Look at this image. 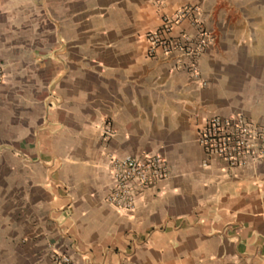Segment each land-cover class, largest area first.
<instances>
[{"label": "crops", "instance_id": "1", "mask_svg": "<svg viewBox=\"0 0 264 264\" xmlns=\"http://www.w3.org/2000/svg\"><path fill=\"white\" fill-rule=\"evenodd\" d=\"M184 6L205 50L149 54ZM0 74V264H264V0H0ZM236 114L263 156L228 168L196 136ZM150 155L166 178L108 205L110 160Z\"/></svg>", "mask_w": 264, "mask_h": 264}, {"label": "built area", "instance_id": "2", "mask_svg": "<svg viewBox=\"0 0 264 264\" xmlns=\"http://www.w3.org/2000/svg\"><path fill=\"white\" fill-rule=\"evenodd\" d=\"M183 21L188 23L192 32H179L174 36L173 29ZM145 41L149 54L176 51L193 60L205 50L209 36L203 29L197 9L184 6L168 16L163 15L158 29L146 33ZM190 68L195 71L193 64ZM1 79L0 74V83ZM105 132L109 133V130ZM259 138L254 125L241 115H212L198 131L196 141L203 151L217 157L226 167L238 168L253 164L263 156V149L257 144ZM109 173L112 188L105 202L123 211L132 208L141 191L153 187L167 176L165 164L156 155L140 159L129 156L114 158L109 162ZM50 261L51 264H72L69 256L59 253H53Z\"/></svg>", "mask_w": 264, "mask_h": 264}]
</instances>
